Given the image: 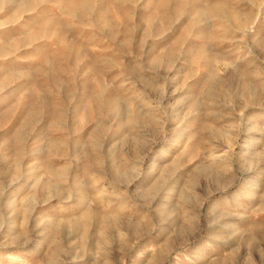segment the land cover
<instances>
[{
	"label": "rangeland",
	"instance_id": "374dc122",
	"mask_svg": "<svg viewBox=\"0 0 264 264\" xmlns=\"http://www.w3.org/2000/svg\"><path fill=\"white\" fill-rule=\"evenodd\" d=\"M0 264H264V0H0Z\"/></svg>",
	"mask_w": 264,
	"mask_h": 264
}]
</instances>
